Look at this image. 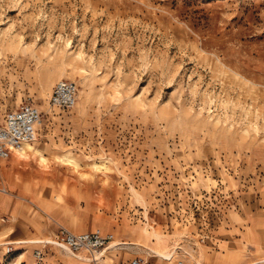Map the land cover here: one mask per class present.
<instances>
[{"label": "rangeland", "instance_id": "374dc122", "mask_svg": "<svg viewBox=\"0 0 264 264\" xmlns=\"http://www.w3.org/2000/svg\"><path fill=\"white\" fill-rule=\"evenodd\" d=\"M63 77L70 108L49 102ZM26 101L51 204L20 190L0 207V264H219V229L264 233V0H0V112ZM79 213L114 233L96 259L52 242Z\"/></svg>", "mask_w": 264, "mask_h": 264}, {"label": "built area", "instance_id": "2783aa9c", "mask_svg": "<svg viewBox=\"0 0 264 264\" xmlns=\"http://www.w3.org/2000/svg\"><path fill=\"white\" fill-rule=\"evenodd\" d=\"M78 92L79 85L74 79L60 78L54 84L49 102L62 108H70L76 104ZM42 123L43 111L32 101L0 112V163L9 157L13 150L23 148L27 143L37 139ZM113 237V232L75 231L62 225L52 242L67 248L79 257L87 254L89 258L96 259L97 254L109 245ZM36 256L42 257L41 249L36 250ZM143 258L142 255H137L131 260V264H142Z\"/></svg>", "mask_w": 264, "mask_h": 264}, {"label": "crops", "instance_id": "0c3cea01", "mask_svg": "<svg viewBox=\"0 0 264 264\" xmlns=\"http://www.w3.org/2000/svg\"><path fill=\"white\" fill-rule=\"evenodd\" d=\"M44 122H45V117L43 116V123L40 127L39 134L41 133ZM24 150H26L27 156H20L17 151L14 152L15 150H13L11 155L9 157H7L6 159H4L0 163V167L3 165L10 166V167L3 169L0 172L3 175L2 178H3L5 183L10 184V182H8L6 176L9 172L8 171L9 169L13 170V172L11 173L12 181L14 182V184L11 185L12 189L9 191L6 188L0 187V193L2 191H6V192L10 193V195L12 196V199L16 202V208H15L14 212H11L9 209H6V208H3L2 206H0L1 209L9 211L11 214H15L16 210L18 209V207L20 205L19 198L13 196V193H16L17 191H20V190H24V192L29 193L32 198L35 197L36 199L35 198L34 199L37 202L41 203L44 207L51 204L50 199H46V198L40 196V190L38 188L40 181H41V178L43 176V168L46 169L47 167H49L48 157L45 155L46 153L44 154L39 147H36V146L33 147L32 143L25 146ZM15 155L21 161L33 159L31 161L30 167L29 168H23V163L19 164V166H21V167H19L17 165L14 166L13 161H14ZM46 158H47V161H46V163H44L43 161H45ZM14 170H16V171H14ZM52 175L53 174L50 173V176H52ZM5 177H6V179H5ZM32 189L34 192L32 191ZM33 193H35V195ZM79 217H81L84 220L89 219V217H87V215H85L83 213H79V215H77L76 220H74V222H73V227H69V228H71L75 231L90 230L86 225L87 221H83L81 224L78 222ZM62 219H64V221L68 222L67 218H62ZM26 224L30 225V223H28V222ZM109 230L107 228V232ZM262 230H263L262 232H264V228ZM59 231H60V228H58V231L56 232L55 237L57 236ZM218 231L219 232L215 236L218 240H216L215 242H216V253H217L216 256L218 259H220L218 262L219 264H225V263H232V264L252 263V264H255V259L249 260V257L247 256L248 252L245 250V247L251 246L255 249V244H256L258 247L264 248V233H262L261 238L256 241L255 240V233L253 234V232L248 231V224H247V227L245 230L244 229L241 230L242 235L245 236V238L244 237L243 238H240V237L236 238L233 236V234L237 231L236 227H226V228L219 229ZM15 234L17 236L21 237L20 239H18L20 241L21 240L24 241L23 239H26V238L30 239L31 241L41 240V238H38V237H30V236L25 237L26 235H29V231L24 230V229H17V231H15ZM111 247H108V249ZM108 249H107V251H108ZM136 256L137 255H135L134 257H136ZM80 258H82L84 260H92L91 258L88 257L87 254L84 257H80ZM263 260H264V256H263ZM202 263L204 264L203 261H202ZM262 264H264V263H262Z\"/></svg>", "mask_w": 264, "mask_h": 264}, {"label": "bare ground", "instance_id": "6f19581e", "mask_svg": "<svg viewBox=\"0 0 264 264\" xmlns=\"http://www.w3.org/2000/svg\"><path fill=\"white\" fill-rule=\"evenodd\" d=\"M36 140H37V139H35L34 141H36ZM34 141H32V142H34ZM32 142H29V143H27V144H30V143H32ZM27 144H26V145H27ZM26 145H25V146H26ZM25 146H24L23 148H20V149L15 150L14 152L17 151V152L19 153L20 156H25V154H26V150H24Z\"/></svg>", "mask_w": 264, "mask_h": 264}]
</instances>
